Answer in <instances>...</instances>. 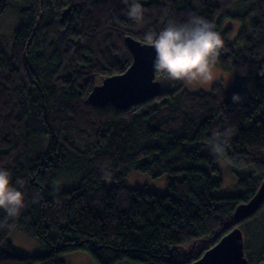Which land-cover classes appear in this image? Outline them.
Masks as SVG:
<instances>
[{
    "label": "trees",
    "instance_id": "1",
    "mask_svg": "<svg viewBox=\"0 0 264 264\" xmlns=\"http://www.w3.org/2000/svg\"><path fill=\"white\" fill-rule=\"evenodd\" d=\"M142 3L137 24L121 0H0V17L8 8L16 15L11 36L0 30V167L25 194L18 216L0 210V264H65L60 255L75 250L95 264H189L261 209L233 223L234 208L264 180V0ZM189 13L220 33L215 65L231 71L227 84L190 90L171 80L128 107L88 101L95 84L131 63L125 36L148 43L145 32ZM219 160L237 190L216 196ZM130 169L166 174L165 191L127 186ZM23 223L43 252L13 247L8 234ZM257 240L253 264L264 233Z\"/></svg>",
    "mask_w": 264,
    "mask_h": 264
},
{
    "label": "clouds",
    "instance_id": "2",
    "mask_svg": "<svg viewBox=\"0 0 264 264\" xmlns=\"http://www.w3.org/2000/svg\"><path fill=\"white\" fill-rule=\"evenodd\" d=\"M121 11L134 23L142 24L146 9L142 0H121ZM153 48L152 67L173 81L213 80L212 68L216 64L224 41L212 21L195 13L184 20L168 19L158 31H147L142 37ZM232 100L239 96L233 94ZM25 206V194L11 183V173L0 167V210L7 216L16 217Z\"/></svg>",
    "mask_w": 264,
    "mask_h": 264
},
{
    "label": "water",
    "instance_id": "3",
    "mask_svg": "<svg viewBox=\"0 0 264 264\" xmlns=\"http://www.w3.org/2000/svg\"><path fill=\"white\" fill-rule=\"evenodd\" d=\"M62 12L60 19L67 14ZM125 44L131 54L129 66L120 74L104 77L88 93V101L96 105L112 103L116 107H128L149 99L161 92L152 67L154 51L149 43H142L131 36H125ZM264 201V180L246 202L238 204L232 213L233 223L252 215ZM243 251V237L236 226L223 235L212 247L205 250L189 264H247Z\"/></svg>",
    "mask_w": 264,
    "mask_h": 264
},
{
    "label": "rangeland",
    "instance_id": "4",
    "mask_svg": "<svg viewBox=\"0 0 264 264\" xmlns=\"http://www.w3.org/2000/svg\"><path fill=\"white\" fill-rule=\"evenodd\" d=\"M15 10L13 8H8L5 10L0 17V30L5 37L11 36L12 28H13V20L14 15L12 14ZM231 11H235L234 7H230ZM16 16V15H15ZM12 23V24H11ZM231 24L233 32L237 28V24L231 23L230 21H226L225 24ZM10 24V25H9ZM214 78L213 80H220L222 83L229 82L231 80V71L223 70L220 66L214 65L212 68ZM155 79L159 81L162 89L167 88L171 84V80L164 76H156ZM208 82H200V81H186V86L190 90H196L198 88L207 90L210 87V83ZM218 166L222 168L221 179L223 181V185L221 188L213 191V194L216 196L219 195H227L235 192L237 190L236 177L233 173L228 169V166L224 160L218 161ZM157 174L155 177L147 174L135 171L130 169L126 172L124 181L129 187H136L146 191H152L155 193L162 194L166 189V180L167 175L160 173L158 169H154ZM106 183L110 182L106 180ZM242 237H243V251L244 255L247 258L248 254L252 249L255 248V241H258L257 238L264 233V201L262 202L261 209H259L258 214L255 219L250 222L240 226ZM8 238L12 242L13 247L22 253L26 254H36L44 251V246L38 240H36L33 236H31L28 231L25 229V224L23 223L19 227L13 228L9 234ZM60 258L64 261L65 264H95L91 256L88 252L84 250H75L64 252L60 255ZM262 258L258 263L255 264H264V253ZM247 264H253V261L249 262L247 258ZM118 264H129L125 261H121Z\"/></svg>",
    "mask_w": 264,
    "mask_h": 264
}]
</instances>
